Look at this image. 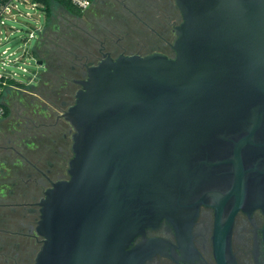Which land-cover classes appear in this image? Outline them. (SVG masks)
I'll return each mask as SVG.
<instances>
[{"label": "water", "instance_id": "water-1", "mask_svg": "<svg viewBox=\"0 0 264 264\" xmlns=\"http://www.w3.org/2000/svg\"><path fill=\"white\" fill-rule=\"evenodd\" d=\"M175 3L174 56L107 53L77 80L69 177L37 203L33 264H141L128 247L163 219L212 205L229 233L264 212V0Z\"/></svg>", "mask_w": 264, "mask_h": 264}, {"label": "flooded vegetation", "instance_id": "flooded-vegetation-1", "mask_svg": "<svg viewBox=\"0 0 264 264\" xmlns=\"http://www.w3.org/2000/svg\"><path fill=\"white\" fill-rule=\"evenodd\" d=\"M95 1L86 11L94 8ZM142 1L144 5L143 16H135V13L131 12L135 16V20L140 21L144 27L150 29L151 33L165 40L170 47L168 52L153 50L147 54L161 52L168 56H174L175 50L171 47L174 40L172 42L167 40L149 22H154L156 26L164 23L159 9L163 6L164 11L170 10L169 12H171L173 8L179 11L175 0ZM179 14L182 21L180 11ZM150 16L152 18H149ZM177 25H172L174 32ZM165 27L167 26L165 25ZM82 29L86 33L85 38L77 40V37L72 35L64 40L63 37L62 39L59 37L51 46L46 45V42L43 41L46 35L44 32V37L41 38L43 41L41 48L45 53H77L71 68L77 73H82V78H85L88 66L98 63L105 54L108 53L114 58L117 56L107 51L104 42L91 34L87 30V26ZM98 44L99 46H97ZM90 54L98 59L91 60ZM128 54L146 55L142 54L141 51ZM45 64L47 71L43 73L45 74L44 79L56 70L49 62H45ZM77 80L74 79L73 81L80 87ZM47 98L57 108L58 112L54 122L35 124V127L38 128L37 131L41 129V131L36 132V140L31 142L35 144L36 149L29 150L23 145L20 148L14 145L3 147L7 155L15 154L17 158L15 156L12 158L19 160L22 164V167H19L21 170L19 171L20 180L25 179L22 182L24 185L20 186L22 191L19 196L23 195L24 191L31 192L33 190L31 184L40 188L39 194L35 192L34 195L29 196L30 201L18 200V194L15 195L14 202L1 203L3 200L0 199V208L8 209H4L5 213L0 214V223L4 224L0 231L5 234L0 242V248L6 246L13 252L5 258L6 264L34 263L42 240V237L35 232L40 214L37 203L44 196L45 190L51 186L52 181L69 177L67 168L71 158L69 155L72 153L71 135L73 128L62 114L74 104L75 94L73 101L60 100L55 93L47 96ZM7 142H11V139H8ZM43 165L46 166L43 167ZM16 170H18L17 167L14 173L18 174ZM10 194L13 196L14 192L11 191ZM216 215L214 206L202 204L196 214L189 216L187 220H180V224L173 225L168 220L163 219L157 227L147 228L144 235L140 234L135 237L128 249L133 250L136 257L142 260L141 264H264V212L261 209L239 210L234 217L229 233L222 225L226 222L227 217L221 218L220 226ZM152 238L158 241L153 244L148 243L147 240Z\"/></svg>", "mask_w": 264, "mask_h": 264}, {"label": "rangeland", "instance_id": "rangeland-1", "mask_svg": "<svg viewBox=\"0 0 264 264\" xmlns=\"http://www.w3.org/2000/svg\"><path fill=\"white\" fill-rule=\"evenodd\" d=\"M133 2L136 4H133ZM143 6L142 0H96L93 9L84 11L82 16H75L62 6L60 0H51L50 12L54 21H51L50 24H47L45 14L42 11H36L30 6L22 5V9L25 12L29 11L33 18L20 16L19 19L22 20V23H16V25L23 28L26 33L29 30L36 31L37 35L31 42V48L37 44V40L39 39V32L37 30L42 32L45 29L46 35L45 37L43 36V41L46 42V45L51 46L55 42V36L58 33H55V31H60L61 39L63 37L66 40L68 36L74 35L79 40L85 38L86 33L82 28H86L87 26V30L98 37L100 41H103L104 45L107 46V51H110L114 56H118L121 53H134L136 51H141L142 54H147L153 50L161 52L170 51V47L165 40L151 33L149 28L144 27L140 21L135 20L136 15L139 17L143 16ZM163 7L159 9L161 10L160 16L164 20V23L159 24V26H156L154 22L149 23L167 40L172 42L176 36L173 26L180 23V14L174 8L171 9V12H169L170 10L164 11ZM131 12L135 13V16ZM146 17L148 18V16ZM149 18L152 17L150 16ZM22 33H18V38H20ZM43 41L39 43L38 47H42ZM11 44L14 47H18L24 45V41L14 40ZM89 56L91 60L98 59L91 54ZM30 62V69L36 71L41 76L40 79L31 81V85L11 86L1 97V101L9 108L8 114L0 118V199L3 200L1 203L14 202L16 194H18V200L30 201L29 196L31 194L34 195L35 192L39 194L40 192L38 186L31 184L33 190L31 192L24 191L23 195L19 196L22 191L20 186L24 185L22 182L25 179L20 180L21 175L19 171L21 170L19 167H22V164L19 160L12 158L15 154L12 156L7 155L3 147L14 145L20 148L23 145L29 150H35V144L31 142L36 140V132L41 131V129L37 131L38 128L35 127V124L54 122L56 113L58 112L57 108L47 98V96L52 94V83L50 81L48 83L46 81L47 78L44 81L45 74L42 73L47 71L45 62L43 65H39L33 58L30 59ZM32 75L33 72L28 73L26 76H22V79L29 80V77H32ZM43 86L49 87L43 89ZM78 88L79 86L77 85V90ZM65 125L68 124L65 123ZM8 139H11V142H7ZM71 156L72 153L69 155V158ZM50 159L53 161L52 157ZM23 165L25 166V164ZM45 166L43 165V167ZM16 167L18 174L14 173ZM11 191L14 192L13 196L10 194ZM0 209V214L8 210L4 207ZM3 226L4 224L0 223L1 229ZM1 234L3 235L4 233L0 231ZM0 264L3 263L0 261Z\"/></svg>", "mask_w": 264, "mask_h": 264}, {"label": "built area", "instance_id": "built-area-1", "mask_svg": "<svg viewBox=\"0 0 264 264\" xmlns=\"http://www.w3.org/2000/svg\"><path fill=\"white\" fill-rule=\"evenodd\" d=\"M82 11L90 8L94 0H69ZM22 5L30 6L36 11H42L46 17V8L43 3L38 0H0V118L6 113L5 104L1 101L5 91L17 83L31 85L30 82L40 79V75L36 71L30 69V59L40 60L36 53L38 45L43 37L45 29L39 32L37 44L31 48V42L36 37L35 30H29L27 33L16 23H22L20 16L33 18L29 11H24ZM23 32L18 38V33ZM25 32V33H24ZM14 40L24 41V45L14 47L11 42ZM40 65V64H39ZM29 80H23L22 76L32 73ZM43 74V73H42Z\"/></svg>", "mask_w": 264, "mask_h": 264}, {"label": "trees", "instance_id": "trees-1", "mask_svg": "<svg viewBox=\"0 0 264 264\" xmlns=\"http://www.w3.org/2000/svg\"><path fill=\"white\" fill-rule=\"evenodd\" d=\"M38 1L44 4L46 8V22L47 24H50L51 21H54V19L52 20L53 17L50 12L51 11V0H38ZM60 2L62 6L69 13L75 16L83 15L84 11H82L78 6L73 4L71 1L60 0ZM57 26H59V24H57ZM55 33H57L56 34L57 36L54 35L57 40L58 37H60V31H55ZM35 54L40 60H43L44 62H49V64L53 66L54 69H56L46 79L48 83L50 82L52 83V89H51L52 93L57 94V98H60V100L65 99L67 101L69 100L73 101L74 94L77 89V84L74 83L73 80L81 79L83 77L82 73H77V71L71 68L72 64L74 63L75 54L77 53H45L41 47H38ZM17 84L24 85L21 83H17ZM46 87L47 86H43V89H46ZM5 108H6V113L4 116H6L9 112L8 106L5 105ZM18 213L20 215V211ZM4 237H5V234L0 235V242L3 240ZM18 242L20 241L18 240ZM12 253L13 252L11 251V249L6 248V246L3 248L1 247L0 248V261L3 264H6L5 258L7 257V255H10Z\"/></svg>", "mask_w": 264, "mask_h": 264}]
</instances>
